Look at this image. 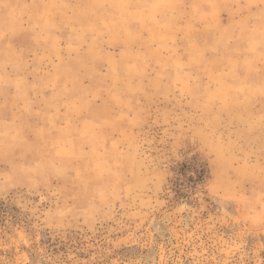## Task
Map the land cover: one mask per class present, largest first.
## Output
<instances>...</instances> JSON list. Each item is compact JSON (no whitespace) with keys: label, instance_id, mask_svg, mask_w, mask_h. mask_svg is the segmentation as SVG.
Returning <instances> with one entry per match:
<instances>
[{"label":"rangeland","instance_id":"374dc122","mask_svg":"<svg viewBox=\"0 0 264 264\" xmlns=\"http://www.w3.org/2000/svg\"><path fill=\"white\" fill-rule=\"evenodd\" d=\"M260 23L264 0H0V264H264Z\"/></svg>","mask_w":264,"mask_h":264},{"label":"trees","instance_id":"16d2710c","mask_svg":"<svg viewBox=\"0 0 264 264\" xmlns=\"http://www.w3.org/2000/svg\"><path fill=\"white\" fill-rule=\"evenodd\" d=\"M204 175V170L201 169L200 173L197 175V179L196 181L194 180L193 182H196L195 185L197 184V181H200L203 178ZM46 244H48V249H50L52 247V251L53 252H57V251H61L64 248V243L62 241H60V239L56 238V239H51L48 238L46 241Z\"/></svg>","mask_w":264,"mask_h":264},{"label":"crops","instance_id":"0c3cea01","mask_svg":"<svg viewBox=\"0 0 264 264\" xmlns=\"http://www.w3.org/2000/svg\"><path fill=\"white\" fill-rule=\"evenodd\" d=\"M256 35V39L255 38H252V41H256V42H254V46L255 47H257V45L260 43V35L262 34V35H264V26L262 25V23H260L259 25H255V26H253L252 28H251V36L252 35ZM259 41V42H258ZM201 49H197V47L195 48V51L196 52H198V51H200ZM205 51H206V49H205ZM200 52H202V51H200ZM206 52H205V56H206Z\"/></svg>","mask_w":264,"mask_h":264}]
</instances>
